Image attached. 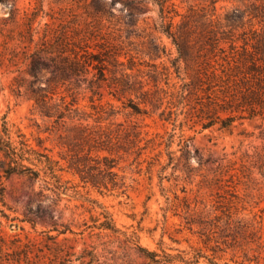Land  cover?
Wrapping results in <instances>:
<instances>
[{
    "label": "rangeland",
    "instance_id": "1",
    "mask_svg": "<svg viewBox=\"0 0 264 264\" xmlns=\"http://www.w3.org/2000/svg\"><path fill=\"white\" fill-rule=\"evenodd\" d=\"M112 1H100L114 17L108 19L110 23L107 21L111 37L120 36L124 41L122 52L134 57L133 70L128 69L134 78L129 80L136 81V87L144 85V89L137 94L117 91L113 84V67L109 66L108 80L99 88L79 84L70 92L64 88L59 90L60 96L75 99L81 111L91 116L90 124H95V118L101 114L107 117L104 112H108L114 115L105 120L104 126L110 123L140 126L143 140L129 153L123 149L113 155L92 153L94 157L115 158L113 174L116 176L108 177L114 181L107 188L98 189L82 183L78 175L68 170L67 163L61 159L66 148L60 146L57 134L47 131L48 120L35 110L34 101L25 94L24 88L20 94L14 91L18 81L32 79L24 71L29 62L23 59L19 41L26 16L42 23L52 22V18H76L83 23L90 19L89 12L93 8H82L83 0H0V129L7 121L14 130L25 134L33 147L38 149V142H42L41 149L46 148L61 160L63 179L71 188L58 195L44 178L35 180L0 171V237L5 241L4 251L9 248L13 252L32 244L35 252L40 248L43 253L39 254L50 256L48 248L61 249L71 254L66 264L91 261L92 264H166L152 262L137 245L155 252L159 259H166L169 254L175 258L171 264H185L180 257L187 253V258L199 251L211 257L212 251L205 248L196 228L191 231L186 224L187 206L190 205L191 214L197 212L195 217H199L206 206L210 209L217 201H226L231 186L240 182V192L250 193L246 218L263 220L264 227V121L259 118L238 120L230 128L215 125L204 129L200 123H195L192 101L184 100L176 106L168 104L169 100H176V94L173 99L171 94L177 90L166 85V69L173 73L171 84L183 82L176 78L173 67L176 46L159 30V5L148 3L139 22L133 25L123 4L116 2L113 6ZM212 1L174 0L180 14L175 23L188 21L194 29L197 26L201 30L215 27L210 17L214 13V20L220 21V26L228 33L231 31L232 38H238L241 45V34L249 32V26L227 27L226 16L235 18L237 9L245 10L252 3L264 5V0H247L245 5L239 0H217L215 11ZM255 28H261L257 20ZM157 46L160 52L150 54ZM128 58L122 57L125 66L117 67L116 77H121L123 68L129 67ZM49 76L50 71L41 68L38 77ZM147 90L150 95L145 97L142 92ZM164 91L171 92L167 99H163ZM146 100L148 102L144 103ZM133 104L146 109L148 114H133L129 107ZM170 107L177 115L170 117ZM182 135L188 140L187 147L181 140ZM170 152H174L173 160ZM244 182L248 184L247 191ZM107 212L119 232L99 228ZM216 256L221 264L243 261L241 253L236 257L232 252ZM43 260L46 264L54 263L47 258ZM257 261L251 264H264V253ZM199 264L208 263L201 258Z\"/></svg>",
    "mask_w": 264,
    "mask_h": 264
},
{
    "label": "trees",
    "instance_id": "2",
    "mask_svg": "<svg viewBox=\"0 0 264 264\" xmlns=\"http://www.w3.org/2000/svg\"><path fill=\"white\" fill-rule=\"evenodd\" d=\"M100 1L83 0L82 8H93L89 12L90 19L83 23L76 18H52V22L42 23L26 16L23 29L19 33V41L23 49V59L29 62L24 71L32 79H21L14 90L20 94L24 88L25 94L34 101L35 110L48 120L47 131L57 134L60 146L66 148V154L61 155V159L67 163L68 170L78 175L82 183L98 189L107 188L114 181L108 177L116 176L113 174L115 158L108 155L94 157L92 153L107 152L113 155L121 149L129 153L131 149L139 147L143 140L140 138V126L137 123H110L104 126L105 120L114 115L108 112H104L107 117L102 112H97L101 115L95 118V124H90L91 116L81 111L75 99L67 100V96H60L59 90L64 88L70 92L79 84L99 88L102 82L108 80L109 66L113 67V84L117 91L137 94L144 89V85L136 87L137 82L129 80L134 78L128 72V69L133 70L134 57L122 52L124 41L120 36L111 37V27L107 25V21L110 23L108 19L114 17L111 11L101 6ZM239 1L245 5L247 0ZM116 2H121L127 9V16L133 25L139 22V16L148 3L159 5V30L176 46L177 57L173 60V67L176 78L183 82L181 85H177V82L171 84L173 73L166 69V85L177 90L171 94V99L176 94V100H169L168 104L176 106L180 102L183 104L184 100L192 101L195 123H200L204 129L215 125L230 128L238 120L259 118L264 121L263 4L258 6L252 3L245 10L237 9L235 18L226 16L227 27H239V24H243V27L250 28L249 32L241 34L243 43L239 45V39L232 38L231 31L228 33L222 29L220 21L214 20V13L210 17L215 22V27L209 26L201 30L197 26L194 29L195 26L188 21L175 23V18L180 14L174 0H113L112 5L115 6ZM216 2L217 0L211 2L213 11ZM256 20L261 28H255ZM153 51L160 52L159 47L149 53L152 54ZM128 56L129 67L123 68L121 77H116L117 67L125 66L122 57ZM181 63L184 67H181ZM43 67L50 71V76L46 79L38 77ZM149 92L143 91L142 95L148 97ZM164 93L163 99H167L171 92ZM147 102L148 100L144 103ZM129 107L133 109V114H148L139 105L133 104ZM169 114L170 117L177 115L171 107ZM173 137L174 135L171 136ZM180 137L184 147H187L188 140H185L184 135ZM38 145V149L33 147L25 134L14 130L4 121L0 129V171L5 175L20 174L35 180L44 178L50 189L58 195L65 194L71 188L67 186L69 182L63 179L64 167L61 160L56 159L46 148L41 149L42 142L39 141ZM173 153L170 152L171 160ZM245 184L244 189L247 191L249 187L244 182ZM238 185L240 182L231 186L226 201L219 200L210 209L206 206L205 210L199 212V217H195L197 212L191 214L190 205L187 206L186 224L191 231L196 228L195 232L205 248L212 251L213 256L209 257L199 251L188 258L187 253L180 257V261L185 264H199L200 259L204 258L208 264H221L216 255L232 252L234 257L241 253L243 261L240 264L258 262L264 253L263 220L246 218L248 205L251 203L248 200L250 193L242 194ZM104 218L99 228L119 232L108 212L104 214ZM4 245V238L0 237V264H46L43 260L45 258L54 262L52 264H66L70 261L68 258L71 254L61 249L48 248L52 258L39 254L43 253L40 248H36L35 252L32 244H25L13 252L9 248L4 251ZM137 247L154 263L164 261L171 264L175 260L169 254L166 259H159L155 252L139 245ZM63 253H66L65 256ZM82 263L92 264V261Z\"/></svg>",
    "mask_w": 264,
    "mask_h": 264
}]
</instances>
